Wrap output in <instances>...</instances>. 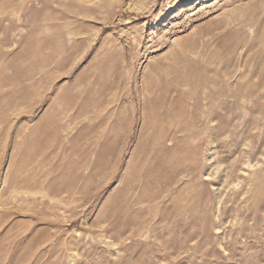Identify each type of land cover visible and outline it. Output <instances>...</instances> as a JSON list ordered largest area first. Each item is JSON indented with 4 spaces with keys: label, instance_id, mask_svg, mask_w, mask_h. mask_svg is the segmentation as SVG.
I'll return each instance as SVG.
<instances>
[{
    "label": "rangeland",
    "instance_id": "374dc122",
    "mask_svg": "<svg viewBox=\"0 0 264 264\" xmlns=\"http://www.w3.org/2000/svg\"><path fill=\"white\" fill-rule=\"evenodd\" d=\"M0 264H264V0H0Z\"/></svg>",
    "mask_w": 264,
    "mask_h": 264
}]
</instances>
